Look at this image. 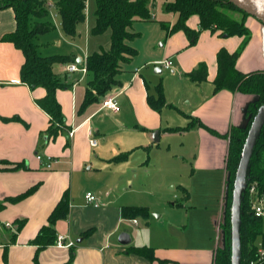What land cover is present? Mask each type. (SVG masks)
<instances>
[{
  "label": "crops",
  "instance_id": "crops-1",
  "mask_svg": "<svg viewBox=\"0 0 264 264\" xmlns=\"http://www.w3.org/2000/svg\"><path fill=\"white\" fill-rule=\"evenodd\" d=\"M163 17L169 18L166 14ZM177 19L176 14L165 22L169 30L154 23L144 25V34L134 29L138 36L133 43L143 42L142 46H133L137 50L136 56L123 63L118 76L121 85L101 101L83 108L89 79L82 71L68 72L66 67L75 64L86 68L87 57L102 49L108 50L111 41L108 49L104 48L97 39L100 35L92 34L95 16L92 22L85 23L84 29L82 23L77 26L75 37L66 36L61 30V20L56 18L54 28L59 29L56 42L62 45L79 35L82 40L79 47L78 44H67L62 51L61 55L69 56L73 61L59 64L58 70V66L54 68L59 80L67 87L56 91L64 126L56 136H50L47 130L52 123L51 116L37 103L46 95V90L31 88L21 81V68L25 62L23 52L13 42L3 40L16 29L15 14L12 8L0 9V161L8 162L0 164V202H5L0 211V264H66L69 261L70 264H213L214 253L224 245V239L220 246L197 245V241L179 234L181 230L187 231L188 226L171 222L168 231L156 230L160 224L152 222L151 206L139 199L144 194L154 193V189L149 188L153 179L149 166L152 157L147 159V156L157 151L163 140L170 148L171 139L179 133L188 136L194 132L197 151L191 156L192 175L208 176L217 181V187L224 179L225 196L221 206L216 203L220 210L218 228L221 230L229 180L228 135L233 126H246L247 106L255 97L227 89L215 93L213 80L217 74V53L221 48L235 52L246 39L236 63L237 69L243 73L264 71V25L249 17L246 21L248 38L245 35L228 37L220 30H201L199 17L193 15L187 20L189 29L197 33V37L192 38L183 30L170 32ZM107 31L111 36V31ZM162 38L163 45L157 50L156 43ZM51 41L52 36L39 38V52ZM166 60L172 61L171 67H165ZM200 63L207 66V80L198 82L188 73ZM161 67L168 71L162 77L163 86L158 83V74L164 73ZM165 80L174 82L175 88ZM160 85L166 105L157 111L149 105L148 97L159 96ZM109 97H115L116 110L104 106ZM166 109H175L184 121L175 126L172 114L165 117ZM189 124V129L170 130L186 128ZM70 132H73L72 136ZM91 139L97 140V146H91ZM136 152L142 166L140 174L130 166V158ZM37 155L44 161H39ZM48 156L52 157L50 169L45 167ZM118 156L125 158L114 160ZM183 162L186 164L188 160L183 158ZM17 164L20 165L18 169L10 170ZM34 186L35 191L27 198L8 201ZM65 192L70 198L68 216L59 220L55 229L57 237L63 235L65 243L73 242V245L58 247L53 244L39 248L33 241L48 223L49 215ZM87 193L95 197L93 202H88ZM189 197L190 193L186 191V198ZM124 207H146L150 215L148 218H125ZM160 218L158 215V221ZM141 219L144 224L140 223ZM212 219H216L215 215ZM18 223H21L20 227ZM7 224L13 228H7ZM122 232L130 235L128 245L118 241ZM143 246L154 250L155 260L131 252L132 248Z\"/></svg>",
  "mask_w": 264,
  "mask_h": 264
},
{
  "label": "trees",
  "instance_id": "trees-1",
  "mask_svg": "<svg viewBox=\"0 0 264 264\" xmlns=\"http://www.w3.org/2000/svg\"><path fill=\"white\" fill-rule=\"evenodd\" d=\"M95 3V25L92 28V34L101 35L110 30L111 43L108 50L102 49L99 52H94L86 59L89 81L82 103L83 108L101 101L114 88L121 85L118 76L123 63L128 62L137 54V50L129 44L138 36L137 33L131 30L133 23L139 20L148 21L151 19L148 0H95ZM53 4L61 20L63 33L68 37H75L77 26L86 20L87 0H53ZM49 6L51 4H49L48 0H0V9L12 8L16 20L15 31L6 35L3 40L13 42L23 52L25 62L21 68V81L28 84L31 88L43 87L46 90V95L38 100L37 103L51 116L52 123L47 133L50 136H56L64 126V116L56 99V91L59 88L67 87V85L59 80L58 75L54 71V66L67 64L73 59L64 55L43 56L38 50L35 38L50 32L55 26L48 21L33 23V19L45 20L48 17ZM164 7L167 12H174L178 15L176 23L170 30L171 33L183 30L192 38H196L197 33L195 34L189 29L187 20L191 16L197 15L201 30H220L223 35L228 37L245 35L248 38L249 30L245 28L244 21H238L228 14L227 10L238 11L244 15L248 14L235 7L228 0H165ZM162 25L166 30H169L165 23H162ZM246 42L247 40L245 39L243 45L235 52L231 53L225 48H221L217 53V74L213 80L215 93L227 89L252 95L255 100L251 101L247 106L246 116L248 121L246 126L243 128L233 126L228 135L227 171L229 180L227 182L224 220L221 223L224 245L218 247L214 253L213 264H231L230 207L233 180L249 127L258 108L264 102V71L243 73L236 67L237 60ZM188 76L198 82L207 80L206 64L200 63L197 68L188 73ZM158 90L159 96L157 98L149 96L148 103L154 110L160 111L166 105V100L161 85ZM201 125L204 126L203 124ZM190 126L191 124L186 128L170 130H184L189 129ZM209 130L213 134L220 136L215 131ZM224 137H227V135H224ZM124 158L125 156H118L114 160ZM0 164H8V162L0 161ZM19 167L20 165L17 164L13 168L7 169L15 170ZM248 179V187L255 185L258 196H263L264 127L251 158ZM35 189L36 186L15 198H10L8 201L17 202L23 200L30 196ZM69 199L68 192H65L49 215L48 223L39 230L33 241L39 248L55 244L57 240L55 224L68 216ZM4 207L5 202H0V211ZM122 214L125 218L134 219L138 216L148 218L150 212L146 207H124ZM241 219L242 264H250V262L256 261L258 258L257 240L259 238L264 248V230L263 219L254 215L248 189L244 194ZM18 224L20 227L21 223ZM131 252L151 261L155 260L154 250L151 247H134ZM70 263L69 261L66 264ZM260 264H264V262Z\"/></svg>",
  "mask_w": 264,
  "mask_h": 264
},
{
  "label": "rangeland",
  "instance_id": "rangeland-1",
  "mask_svg": "<svg viewBox=\"0 0 264 264\" xmlns=\"http://www.w3.org/2000/svg\"><path fill=\"white\" fill-rule=\"evenodd\" d=\"M49 6L48 9V17L44 20H38L33 19V23L39 22V21H48L52 25L55 26V19L59 18L57 10L53 4V0H48ZM165 0H148V7L150 9L151 17L154 15L157 18L156 19H150L148 21H135L133 23V30L142 31V33H145V27L147 23L151 24H160L170 21L173 16L176 14L174 12H167L165 10ZM96 9V3L95 0H87V7H86V20L82 23L81 27L85 28V23L92 22L94 19V12ZM228 14L233 16L238 21H244L245 28L247 18L251 17L249 15H244L238 11L234 10H227ZM167 15L169 18L163 17V15ZM60 19V18H59ZM168 23V22H167ZM136 24V25H135ZM137 24H141L139 27ZM248 29V28H247ZM62 30V28H61ZM249 30V29H248ZM57 32H59V29H53L48 33L41 34L40 37L35 38V43L37 44L39 38H50L52 36V41L50 43H47L44 47L41 48V55L44 56H55V55H61L66 49L67 44H78V47L80 45L81 36L79 35L76 39H67V42L63 43L62 45L59 44V42H56L59 40V37L56 36ZM80 32V31H79ZM80 34V33H79ZM109 31H106V33L101 34L97 37V39L101 40L102 44L104 45V48H107L109 45ZM55 38V40H54ZM142 39V38H141ZM49 40V39H48ZM135 40V39H134ZM133 40V41H134ZM130 42L129 44L133 47L136 46L139 47L142 46V42L133 43ZM164 38L160 39L156 43V49L159 50L161 46L163 45ZM56 43V44H55ZM108 49V48H107ZM40 51V50H39ZM59 65V64H58ZM58 65H55L54 68ZM84 66L80 65V68ZM162 68V67H161ZM59 69V66L56 70ZM163 74H158V83L162 86L164 85V82L162 81V77L165 75L166 71L164 68H162ZM85 76H87L86 73H83ZM78 75L75 76L77 78ZM85 79V78H84ZM87 79H89V76H87ZM166 83H169L172 88H175L174 82L171 80H165ZM158 96H154V98H157ZM174 97V96H169ZM187 100L185 101V103ZM185 107V106H183ZM168 114H172L174 116V125H180L177 124L179 122L184 121V117L180 115V113L176 112L175 109H166L164 110L165 117ZM196 138L197 135L192 132L189 133L188 136L179 133L176 138L171 139L170 141V148H168V144L165 143L166 141L163 140L162 144L159 146V149L157 151H152L150 154H148L147 159L149 157H152V162H150L149 166L152 173V178L150 181H152V184L149 183V188L154 189L153 195L150 194H144L145 196L140 197V201H145V203L149 204L151 206V220L152 222H159L160 228L156 227V230L158 231H168V229L171 228V223H177L181 225V227H187V231L181 230L179 231V234H181L183 237L187 238L188 240L197 241L196 244H205V245H221L222 239H223V231L222 229L219 230L218 228V221H219V211L218 207H216L220 204L223 196H225V184H223L224 179L220 181L219 187H217V181L213 180L212 178L196 174L192 175V169H193V158L191 157L194 153L197 151L196 146ZM139 154L138 152L134 153L132 157L130 158L131 165L134 169H137L138 174L142 173V171L139 169L141 165V162H139ZM183 158H186L188 160V163L184 164ZM144 167V166H143ZM162 168V169H161ZM151 178V177H150ZM135 180V185H136ZM186 191L190 193V197L186 198ZM225 203V202H224ZM206 207H208L206 209ZM213 208V209H212ZM212 211L210 213H206L204 211ZM224 210V207H223ZM218 211V212H217ZM222 211V209H221ZM161 215V218L157 219V216ZM215 215L216 219H212V217ZM222 215V214H221ZM175 220V221H174ZM224 216L221 217V222H223ZM143 219L140 220V223L142 224ZM174 221V222H173ZM144 224V223H143ZM162 224H164V227H162ZM263 230H264V218H263ZM200 243V244H199ZM260 243V238L257 240V244Z\"/></svg>",
  "mask_w": 264,
  "mask_h": 264
},
{
  "label": "water",
  "instance_id": "water-1",
  "mask_svg": "<svg viewBox=\"0 0 264 264\" xmlns=\"http://www.w3.org/2000/svg\"><path fill=\"white\" fill-rule=\"evenodd\" d=\"M238 9L244 11L249 16L255 18L264 25V0H228ZM264 127V102L258 108L252 123L249 127L247 136L244 140L239 162L236 168L231 193L230 207V240H231V264H242V204L244 194L248 186V175L251 158L255 147ZM118 241L122 245H128L131 242L130 235L122 232Z\"/></svg>",
  "mask_w": 264,
  "mask_h": 264
},
{
  "label": "built area",
  "instance_id": "built-area-1",
  "mask_svg": "<svg viewBox=\"0 0 264 264\" xmlns=\"http://www.w3.org/2000/svg\"><path fill=\"white\" fill-rule=\"evenodd\" d=\"M164 65L166 68H169L172 66V61L171 60H166L164 62ZM68 72H76V71H82L83 73H86L87 70L86 68L80 69L77 65L75 64H69L66 67ZM104 106L111 109V110H116L117 109V103L115 100V97H109L105 100ZM73 132H70V136H72ZM91 146L95 147L97 146V140L96 139H91L90 140ZM37 159L41 162H43V157L41 155H37ZM52 157L48 156L46 157V162H45V167L47 169H50L52 164ZM248 189V194L250 196V202L252 205V209L254 211V215L259 218H264V195L263 196H258L257 188L255 185L247 186ZM86 198L88 202H93L95 200V197L91 193H87ZM135 223L136 220H134ZM7 228H13L11 224L6 225ZM65 236L59 235L57 237V240L55 242V245L58 247H70L73 245V242L65 243ZM264 262V248L262 247V244H258V258L256 261L250 262V264H260Z\"/></svg>",
  "mask_w": 264,
  "mask_h": 264
}]
</instances>
